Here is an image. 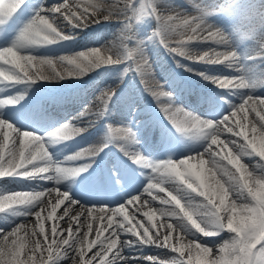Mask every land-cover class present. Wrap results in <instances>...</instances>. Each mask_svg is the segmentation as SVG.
<instances>
[{"label": "snow or ice", "instance_id": "snow-or-ice-1", "mask_svg": "<svg viewBox=\"0 0 264 264\" xmlns=\"http://www.w3.org/2000/svg\"><path fill=\"white\" fill-rule=\"evenodd\" d=\"M23 3L24 0H0V25L11 20ZM135 5V0H127L122 9L116 11L108 9L105 19L113 15L126 17L122 23L126 29H130L134 21L146 14L151 15L159 25L165 26L163 29L159 28L156 35L173 54L182 57L188 56L186 55L188 44L196 40L209 42V38H211L212 44L226 50L218 51L216 48H212L210 51L203 52L202 55L188 58L198 63L226 65L236 71H241L238 54L231 49L227 38L215 26L206 22V17L210 15L209 12L199 9L201 12L199 16L191 19L186 18L181 24L173 26L176 17L164 18L156 15L157 9L154 4L142 5L139 13ZM197 7L199 8V6ZM88 8L93 9V13L105 10L101 4L94 2H89L83 9L77 5L75 11L70 9L66 3L51 9L41 8L20 32L18 47L24 48L42 43L51 44L70 39L71 37L58 30L57 13L67 10L66 14L61 17L63 21H67L73 28L85 27L92 15ZM177 28L190 29L191 35H188L187 39L178 40L176 45L172 46L167 39V33L174 32ZM204 31L208 32L207 36L200 35ZM126 32L128 31L126 30ZM184 34V32L179 33L181 36ZM129 39V35L121 36V48L128 54L116 55L115 59L110 55L102 54L101 48L91 49L74 56L60 57L56 60L22 55L16 46L0 48V62H3L0 64V82H3L0 85H11L18 82L31 83L38 79L81 77L98 67L125 63L126 61H133L137 64L138 69L141 67L149 69L148 62L139 47L128 51L129 47L126 42ZM108 51L110 52L111 49ZM259 55L264 56V48ZM137 56L140 58L139 61L136 60ZM34 61L36 70L33 73ZM57 63L63 69L62 71L56 70ZM7 64H11L12 67L6 71L4 65ZM45 67L50 68L51 72L46 73L43 70ZM211 80L222 90L241 93L242 102L220 120H205L184 113L180 109H172L171 105H163L162 110L169 114V119L179 131L195 133L199 138L206 140L207 144L203 151L196 152L195 156L189 154L186 158L177 161L169 159L153 163L145 160L138 153L132 154L131 158L134 163L149 169L150 182L141 195L133 196L126 203L114 208L103 206L95 209L88 208L82 206L79 201H74L67 192L61 191L57 186L61 176L83 169H71L56 165L51 161L47 151L49 141L46 138L38 137L29 131L19 130L11 122L0 118V132L3 133L4 141L3 144H0V177L23 180L39 179L53 185L50 188L46 187L36 191L0 193V214H10L15 217L13 224L19 218L34 215L39 232L32 231L31 235L37 237L45 234L44 221L56 219L57 209L65 205V210L59 219L67 218L65 222L69 224L67 238L61 235L57 226L51 227L53 242L47 249V262L42 257L38 259L35 256V253L41 251L43 247L38 239L33 241L31 248L34 255L28 256L26 260L20 259V252L26 247L27 239L26 229L25 237H18L19 231L24 228L23 225L13 227L6 234L0 233L3 235V241L0 242V264H62L63 261L69 260L73 261V264H97V261L98 264H130L131 261L138 259L125 255V248L144 247L145 245L157 248L170 247L172 252L179 253L178 256H173L167 262L157 260L152 256L146 257L148 264H264V165L259 166V171H254L253 168L250 170L246 164L241 162L244 157L249 156H258L264 160V99L245 94L249 88L256 84V81H250L246 75H238L234 79H230L228 76L212 77ZM156 88L160 90L157 91ZM156 88H152L150 91L158 101L170 96L159 86ZM113 94H105L101 98V102L107 105ZM14 103L15 101L8 98L0 99V106ZM249 110L254 112L259 119L249 122ZM240 113H243L240 119H233ZM80 131L82 130L64 126L51 135L66 140L79 134ZM12 132L16 134L14 143L18 144V149L14 147L9 150L8 158L5 160V149L8 147ZM119 134L127 137L131 134V130H123ZM222 135L224 136L223 140L220 139ZM250 135L251 138H249ZM233 137H242L244 143H239ZM213 146L222 147L220 151H215ZM225 148H229V150L221 155ZM232 149H235V153ZM91 154L94 155L95 151ZM88 155L90 153L82 151L67 159L76 161ZM205 156L207 160L204 159ZM194 159L199 162L192 163L191 161ZM222 160H226L227 165H231L235 171L233 172L223 165ZM206 163L211 165V169H205ZM213 169L214 171H212ZM206 172H211V182H209ZM165 186H170L167 191V197L170 199L153 195V190L165 192ZM194 193L205 199L197 200ZM230 194L231 203L226 204ZM53 196L55 199H51ZM217 198L218 204L216 203ZM157 199L164 206L158 211L161 216L167 217L170 221L160 225L166 230L163 234H154L152 229L156 227L155 224H152L151 227L144 226L142 221L136 219L135 214L130 216L126 211V204L133 205L140 201L141 206H151ZM13 202L18 206H14ZM77 205L82 211L79 214H73L75 213L73 206ZM169 205L173 206L169 207ZM94 211L98 215L94 216ZM45 212L47 214L42 217V213ZM143 216H146L147 220L151 222L154 219V211L144 212ZM82 217L83 222H81ZM118 217H122V220ZM73 221L76 222L75 231L72 228ZM85 226L86 230L82 231ZM140 228H143L142 232L139 231ZM93 232H95V239L89 240V234ZM173 232L178 233L175 237L178 242L182 240L186 242L180 243L179 247L174 244L170 246L169 241L173 238ZM105 233L109 234L104 235ZM225 233H227L226 238L223 235ZM102 236L103 239H101ZM129 236L135 237V239H122V237ZM200 236L220 237L221 239L219 243L213 241L209 244L202 242ZM10 237L13 239L9 243ZM53 246L55 251L52 250ZM93 248L98 250L91 258L86 259V252H91ZM185 253H187L186 259L184 258Z\"/></svg>", "mask_w": 264, "mask_h": 264}, {"label": "bare ground", "instance_id": "bare-ground-1", "mask_svg": "<svg viewBox=\"0 0 264 264\" xmlns=\"http://www.w3.org/2000/svg\"><path fill=\"white\" fill-rule=\"evenodd\" d=\"M147 1V5L154 4V6H156V15H159L164 18H167L169 16L176 17L175 21L173 22L175 25L181 24V22L176 21H180L177 17L181 16L184 11L194 9V7L191 4L187 3L185 0ZM89 2L99 3L103 6L105 10L99 13H93V9L88 8L89 13L92 15L90 16L88 25H86L85 27L73 28L71 24H69L67 21H63L61 17L66 14L67 10H62L60 13H57L56 23L59 24L58 29H60L59 31H61L63 34L71 37L70 39H66L64 41L60 40L56 43H53L52 45L40 46L39 44H37L29 45L24 48L18 47V41V44H12L9 47L16 45L20 54L22 55H32L37 58H48L52 60H56L60 57L74 56L91 49L101 48L102 54L110 55L113 59H115L116 55L128 54V52L121 48V36L129 35L130 39L127 43L129 47L128 51H131L132 48L139 47V49H141L143 57L147 60L150 68L144 69L141 67L140 69H138L136 63H134L133 61H126L125 63H116L113 65L98 67L95 70L89 71L86 75H83L81 77H66L61 79L45 80L48 84H53L54 87L67 88L65 89V91L62 92V94L54 95L52 100L53 103L48 109L44 108V105H47V100L44 101L43 104H41V108H38V103L29 104L28 106L14 105L15 103L12 105L0 106V118L11 122L19 130L32 132L38 137L46 138L49 141L47 151L51 157V161L54 162L56 165L76 169L78 167L76 165L78 160L70 161L67 159L68 157L76 155L82 151L91 153L95 151L94 149H96L98 145H100L107 139L106 130L102 126L92 130L91 132L87 131L85 135L78 137L76 142H72L71 139L63 140L58 137H54L51 134L63 128L64 126H70L76 129H81L83 131L88 130L89 126L91 125L90 123L94 122L95 120H98V115L104 113L103 109L106 108L107 105H104L101 102V98L105 94L110 93V90L115 87L114 82H118L125 79L122 86L114 90V96L112 98V101L104 114H106V120H111V127L109 131L112 132V134L114 133L115 135V137H112L111 140L113 141V144L116 148H120L121 146L120 144H118V142H120L121 138L119 137H121L122 135H120L119 133L123 130L124 126L127 125L128 127L138 129L136 135L137 142H135L132 137L128 136V144L124 145L125 148L129 149L125 150L128 153H131V149L136 146L141 152L152 151L154 155H163L166 151H169L177 144L172 142L173 135H169L166 133L162 134L160 120H157V123L155 125L156 128L152 134L149 133V131L148 134L145 133V128L148 124L146 123V120L137 124L134 123L131 112L133 111V108H135L136 105H141L142 108V104L144 103V96H141V94L143 89H146V84L142 85L139 82L143 81L144 79L146 82L152 83V85L156 87L168 85L172 93H170L169 91H166V93H169L170 96H177L180 94L183 97V100L180 99L182 102H178V104L176 105V109H180L184 113H188L193 116L203 118L205 120H210L209 116H214L222 111L227 110L230 105L235 107L242 102L241 93H232L218 88L212 82V77L228 76L230 79H234L238 75H246L248 76L250 81H256V84L254 87L249 88L245 94L253 95L254 98L264 99V74L262 75V78L258 79L256 72L257 65L260 66L261 64H264V56L259 55L262 49L259 47L255 48L254 41L252 39H248L247 36H240L235 33L232 23L236 21L237 14L233 11H230L228 5H225L224 7H218L217 12H213L209 16V20L206 21L209 24L215 26L216 28L221 29L226 35H228L229 45L231 49L238 54L239 67L241 71H236L235 69L229 68L226 65H209L204 63H198L188 58L190 56L196 57L202 55L203 52L210 51L212 48H216L218 51L226 50L223 47L212 44L210 42L211 38H209V42H200L199 40H196L188 44L186 46L188 56L182 57L180 55L173 54L168 48H165L166 52L164 51V56L163 50L160 48L158 42V39L160 38L156 35L157 32L154 31V28L158 31V29L161 28L160 26H163L164 28L165 26L163 24L159 25L158 22L155 21L154 17L151 15L146 14L140 17L139 20L133 22V25L130 29H126L125 25L122 23L126 19V17L113 15L110 16L108 19H105L108 9H111L112 11L122 9L124 8L127 0H30V9L36 7L38 12L41 8L51 9L54 6L66 3L69 5L70 9L75 11L77 9V5H79L80 9H83L87 6ZM135 2L137 12L139 13L141 10V6L144 5V0H135ZM246 5L251 6V3L247 2ZM163 9L166 10L163 11ZM36 13L30 15L25 20L22 27L20 28V32L23 30L24 26L35 17ZM77 14L79 13L77 12ZM129 15H131V13H129ZM239 18L240 17H238V20ZM126 30L128 32H126ZM177 34H179V32H177ZM184 35V39H187L188 35L191 34ZM200 35L207 36L208 32L204 31ZM167 39L172 46H175L176 42L178 40H181L182 38L177 40L176 38H169L167 36ZM239 42L242 43L241 46L239 45ZM108 49H111V51L109 52ZM167 54L172 55V57L169 56L167 58L170 59L172 65L176 66V69L179 70L178 72L174 71L170 66H167ZM136 60L139 61L140 58L137 56ZM2 63L3 62H0V64ZM140 63L142 64V61ZM9 68L11 67L4 65V69L6 71ZM261 69L264 70V67H262ZM35 70L36 62L34 61L32 72L34 73ZM43 70L46 73L51 72V69L48 67H45ZM56 70H63L58 63L56 64ZM140 72H144L146 74L143 75ZM206 76L208 78H205ZM153 77H155V79ZM187 77L196 78L199 81L205 82L206 85L209 86L208 88L212 93L217 94L221 91H224L225 97H210L206 92H201L202 95H200V93L194 91L193 87L189 85L188 81L186 80ZM89 78L91 79L87 81ZM99 83L103 84L100 85ZM129 83H133L132 90L135 92H127V95L125 97H119L118 94L123 92L126 84ZM97 84L100 86H98ZM96 85L98 86V88H96V91L91 95V97L86 99V101L81 104L86 94H88L91 88H94ZM39 89L40 87L38 86V84H3L0 85V99L8 98L15 102H18V100L21 99L23 101L25 100L24 98L26 96L33 94ZM183 90H188L186 95L185 93H183ZM56 108H59L60 115L58 112H56ZM71 109L74 112L68 115L66 119L61 121L63 122L62 125H60V122L51 125L49 124L51 122L50 119H46L44 121L45 123H38L32 121V118L35 117L43 118V114H50L52 115L53 120H55L60 116L66 115V113L69 112ZM258 110L261 109L258 108ZM138 113L144 114L145 112L142 113V110H138ZM242 116L243 113H240L236 118L233 119H240ZM248 119L249 122H251L253 120H258L259 118L256 117L254 112H251L249 110ZM43 130L45 131L41 133V131ZM174 133L183 134L184 132L179 131L177 129L176 131H174ZM83 137L91 141L87 144L80 145V141H83L84 139ZM249 138H251V135ZM187 139L189 141L184 149L180 146L177 148L179 153L178 156L180 155V151L183 152L191 150L194 151L190 152L189 154L195 156L196 152L203 151L204 147L207 144L206 140L199 138L195 133H190ZM220 139L223 140L224 136L222 135ZM233 139H237L239 143H244L242 137H233ZM15 140L16 134L15 132H12L8 141V147L5 149V160L8 158L7 152L9 150H12L14 147L18 149V144L14 143ZM3 142V133L0 132V144H3ZM221 147L222 146H213V150L220 151ZM229 148H231V145H229ZM229 148L223 149L221 155L224 152H227ZM232 151L233 153H235V149H232ZM189 154L185 156L181 154V156H184L181 158L175 157L176 161L186 158V156H188ZM142 157L146 159V156ZM204 159L207 160V157L205 156ZM191 162L198 163L199 161L194 159ZM241 162L246 164L250 170L251 168H253L254 171H259V166L264 165V160H261L258 156L244 157ZM221 163L223 165H226L233 172L235 171V169L231 165H227L226 160H222ZM133 164L135 168L138 169V177L140 179H143L141 171L144 168L134 162ZM205 169H211V165L206 163ZM212 171H214V169ZM75 172L76 171H72L67 175L61 176L59 184L57 185L61 191L65 187L68 191L67 193L70 196L74 194L72 189L75 188L72 187V180ZM205 174L209 177V182H211V172H206ZM52 186L53 185L51 183L41 181L39 179L23 180L19 178L13 179L12 177L0 178V193L6 194H11L12 192L36 191L46 187L50 188ZM168 188L170 189V186H168ZM104 192H106V189H104ZM142 192L143 191H139V194L141 195ZM194 195H196L197 200L205 199L199 197L198 194L194 193ZM164 197L170 199V197H167V194ZM51 199H55V196L51 197ZM119 199L123 201V203L121 204H124L127 201L122 196H119L118 200ZM74 201L78 200L75 199ZM157 201L159 202V200H156L151 206L143 205L144 208L150 207L151 210L154 211L153 221L149 222L147 220V217L143 216V214L140 216H136V219L142 221L144 226L147 227H151L152 224H155L157 229H152V232L154 234H163L166 232V230L164 228H161L160 225L168 223L170 221L167 217L161 216L158 209L164 206L160 203L156 205ZM13 203L14 206H18L15 202ZM138 203L141 205L140 201L136 202L135 204ZM216 203H219L218 198L216 199ZM228 203H231V194L229 195V199L226 201V204ZM65 204H67V202H65ZM5 206L7 208V202ZM131 206L132 205L126 204L127 208ZM172 206L173 205H169V207ZM61 207L62 210H57L56 212V219L52 221H44L45 234H41L37 237H33L31 235L32 231L39 232V228L36 225V219L34 215L28 216L26 218H19L16 223L13 224V221L16 218L11 216L10 214H0V233L6 234L7 232H10L13 227H16L17 225H23L24 228H21L18 233V237H25V229L27 231L26 247L20 252V255L23 257V260H26L27 257L30 255H34L31 252V248L33 247V241L38 239L41 241L43 247L41 251L35 253V256L38 259L42 257L47 262V249L48 246L52 245L53 242V238L51 236L50 231L51 227L54 225L57 226L58 231L61 233V235L65 236L66 238L68 236L67 229L69 228V224L65 222L67 218L65 220L59 219V217L62 216L65 210V205H62ZM114 207L118 206H113V208ZM138 209H140V206L138 207ZM79 213L80 212L78 211L76 214ZM46 214V212L42 213V217ZM93 215L95 216L94 213ZM129 215L131 216L133 214ZM118 219L122 220V217H118ZM81 222H83L82 219ZM72 228L73 231H75V221H73L72 223ZM64 230H66V232L63 234L62 231ZM84 230H86V226L84 229H82V231ZM140 231L142 232L143 228H141ZM108 234L109 233H105L104 235ZM177 235V232L172 233L173 238L169 241L170 246L174 244L176 247H179L180 243L186 242L183 240L178 242L175 239ZM223 235L225 238L227 237V233ZM11 239H13V237L9 238V243ZM56 239H59V237H56ZM88 239L94 240L95 232L89 234ZM101 239H103V236L101 237ZM122 239H135V237H122ZM220 239V237L200 236V240L202 242H206L209 244H211L213 241L219 243ZM2 241L3 235H0V242ZM52 250L55 251L54 246ZM97 250V248H93L91 252H86L85 258H91ZM124 254L138 259L136 261H131L130 264H148L146 257L149 256L156 257L157 260L167 262L170 261L173 256L179 255V253L172 252L170 247L157 248L155 246L149 245H145L144 247L137 246L134 248H125ZM184 258H187V253L184 254ZM62 264H73V261H63Z\"/></svg>", "mask_w": 264, "mask_h": 264}, {"label": "rangeland", "instance_id": "rangeland-1", "mask_svg": "<svg viewBox=\"0 0 264 264\" xmlns=\"http://www.w3.org/2000/svg\"><path fill=\"white\" fill-rule=\"evenodd\" d=\"M187 3H189V4H196V7L194 8V9H190V10H186V11H184V13L181 15V16H179V17H177V18H179V20L180 21H176V22H183V20L184 19H191V18H193L194 16L196 17V16H199L200 14H201V12H200V10L199 9H204L205 11L206 10H209L211 7H212V5L210 4V0H185ZM258 3H259V6H264V0H256ZM145 4H148V1L147 0H144V5ZM197 6H199V8L197 7ZM258 6V7H259ZM166 9H163V11H165ZM233 11L237 14V19H236V21L234 22V29H235V31L236 32H238L239 34H244V32L242 31V28H243V23H244V17H245V12L247 11L246 9H244V8H240V7H236L235 9H233ZM238 17H240L239 18V20H238ZM208 17H206V20H208L207 19ZM207 22V21H206ZM208 23V22H207ZM173 26H175V24H173ZM177 32H184L185 34H191V31H190V29H183V28H177L176 29V31H174V32H172L171 33V38H176L177 40L178 39H180V38H182V39H184L185 38V35H183V36H181V35H179V34H177ZM249 37H253V36H251V35H248ZM253 39L256 41V39L253 37ZM128 42V41H127ZM126 42V43H127ZM163 45V44H162ZM164 46V45H163ZM259 47V45H258V42L256 41V47ZM165 47V46H164ZM146 78V77H145ZM154 79H155V77H153ZM148 79V78H147ZM149 80V79H148ZM194 81H195V79H193ZM124 80H121V81H118V82H114V85H115V87L117 88V87H119L121 84H122V82H123ZM141 83H148V82H146L145 81V79L143 80V81H140ZM196 82V81H195ZM196 83H198V82H196ZM100 85H102L103 83H99ZM200 84V83H199ZM98 85V84H97ZM96 85V87H95V89L92 87L91 88V90L88 92V94H86V96L84 97V99H83V101L81 102V104L83 103V102H85L86 101V98H88V97H90L95 91H96V88H98V86H100V85H98L97 86ZM202 85V84H201ZM115 87L114 88H112L111 90H110V92H114L113 90L115 89ZM150 93H151V91H150V88H149V90H148ZM111 97H112V95H111ZM111 99V98H110ZM109 103V102H108ZM108 103H107V105H108ZM148 104L151 106L153 103H150V102H148ZM157 104H159V106L158 105H154L155 106V108H157L160 112H162L164 115H165V117L168 119V121L170 122V124H172L173 125V127H174V124H173V122L169 119V114H167L164 110H162V106L163 105H165V104H167V105H171V107H172V109H176L175 107H177L176 105H174L171 101H168V100H166V99H164V98H162L161 100H157ZM232 110V109H231ZM225 115H228V111H226L225 113H224V115L223 116H225ZM221 118H217V120H220ZM108 123V122H107ZM79 133H81V132H79ZM89 142V141H88ZM87 142V143H88ZM100 147V145H98V148ZM95 150V149H94ZM223 155H224V153H223ZM163 160L164 161H166V160H169V159H167V158H163ZM146 179V181H147V184L150 182V181H148L149 180V178L148 177H146L145 178ZM134 193H136V192H134ZM153 195H154V193H153ZM71 197L72 198H74V199H76V195H71ZM86 197H84L83 196V198H79L78 199V201L80 202V204L83 206V204L84 205H87V204H90L91 202H89V201H86L87 199H85ZM101 204H103V205H105L104 207H110V206H108L109 205V203H107V202H101ZM92 205H94V203H92ZM77 208L75 209V213H73V214H76L78 211L79 212H81L82 211V209L77 205L76 206ZM148 209H151V208H148ZM60 210V209H59ZM146 210V209H145ZM150 211H152V210H150ZM146 212H147V210H146ZM94 213V212H93ZM82 220H83V217L81 218ZM66 232V230H64V231H62V233L64 234ZM20 259L21 260H23V257L20 255Z\"/></svg>", "mask_w": 264, "mask_h": 264}, {"label": "clouds", "instance_id": "clouds-1", "mask_svg": "<svg viewBox=\"0 0 264 264\" xmlns=\"http://www.w3.org/2000/svg\"><path fill=\"white\" fill-rule=\"evenodd\" d=\"M218 31H221L222 34L229 41L228 35H226L221 29L217 28ZM242 31L245 35L253 36L258 42L259 48H264V6L251 7L248 6V10L245 12V19L243 23ZM170 37L171 33H167ZM186 55L188 52L186 51Z\"/></svg>", "mask_w": 264, "mask_h": 264}]
</instances>
